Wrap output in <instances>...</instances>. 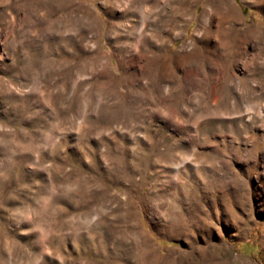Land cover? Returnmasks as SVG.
I'll return each instance as SVG.
<instances>
[{"label": "rangeland", "instance_id": "rangeland-1", "mask_svg": "<svg viewBox=\"0 0 264 264\" xmlns=\"http://www.w3.org/2000/svg\"><path fill=\"white\" fill-rule=\"evenodd\" d=\"M0 264H264V0H0Z\"/></svg>", "mask_w": 264, "mask_h": 264}]
</instances>
